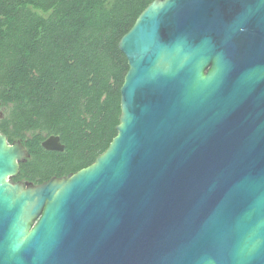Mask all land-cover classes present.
<instances>
[{
    "label": "water",
    "instance_id": "obj_1",
    "mask_svg": "<svg viewBox=\"0 0 264 264\" xmlns=\"http://www.w3.org/2000/svg\"><path fill=\"white\" fill-rule=\"evenodd\" d=\"M119 48L92 165L15 182L29 153L0 131V264H264V0H155Z\"/></svg>",
    "mask_w": 264,
    "mask_h": 264
},
{
    "label": "trees",
    "instance_id": "obj_2",
    "mask_svg": "<svg viewBox=\"0 0 264 264\" xmlns=\"http://www.w3.org/2000/svg\"><path fill=\"white\" fill-rule=\"evenodd\" d=\"M155 0H0V131L34 185L89 167L117 136L129 62L121 39ZM51 135L65 152L46 151Z\"/></svg>",
    "mask_w": 264,
    "mask_h": 264
},
{
    "label": "flooded vegetation",
    "instance_id": "obj_3",
    "mask_svg": "<svg viewBox=\"0 0 264 264\" xmlns=\"http://www.w3.org/2000/svg\"><path fill=\"white\" fill-rule=\"evenodd\" d=\"M16 182V181H15Z\"/></svg>",
    "mask_w": 264,
    "mask_h": 264
}]
</instances>
